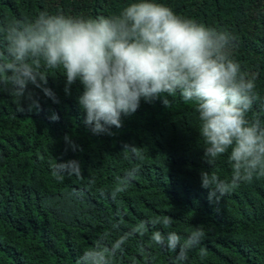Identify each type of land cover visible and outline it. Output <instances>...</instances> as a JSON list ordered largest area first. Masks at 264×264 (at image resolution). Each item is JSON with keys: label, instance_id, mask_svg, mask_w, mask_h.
<instances>
[{"label": "trees", "instance_id": "trees-1", "mask_svg": "<svg viewBox=\"0 0 264 264\" xmlns=\"http://www.w3.org/2000/svg\"><path fill=\"white\" fill-rule=\"evenodd\" d=\"M135 2L0 0V30L41 12L76 19L115 16ZM152 2L230 35L229 57L255 83L246 119L264 127V0ZM5 52L0 31V53ZM47 72L50 96L30 84L31 96L20 99L7 90L10 85L0 84V264H78L98 244L109 250V264H264V176L239 183L219 201L209 199L201 172L230 181L231 149L213 166L207 163L194 102H184L179 93L142 98L134 113L122 114L120 127L105 125L95 133L78 101L81 82L66 92L63 69ZM125 145L137 147L141 158ZM72 161L79 174H53L57 163ZM133 168L139 169L135 178L113 199L117 178ZM197 227L205 235L183 261L176 259L179 247L172 252L152 239L157 231L165 237L175 232L183 243Z\"/></svg>", "mask_w": 264, "mask_h": 264}, {"label": "clouds", "instance_id": "clouds-1", "mask_svg": "<svg viewBox=\"0 0 264 264\" xmlns=\"http://www.w3.org/2000/svg\"><path fill=\"white\" fill-rule=\"evenodd\" d=\"M0 31L6 43V52L0 53V84L10 85L11 95L30 97L31 84L50 96L51 90L44 87L47 70L62 68L66 92L77 80L84 86L78 101L86 113L85 122L100 133L105 125L120 127L122 114L134 113L142 98L149 101L160 94L179 93L184 102L195 103L207 163L213 166L231 149L230 181L201 172V186L209 189V199L219 201L239 183L264 176V127L258 120L246 119L256 98L255 83L229 57V34L182 19L152 0H139L119 15L95 19L41 12L31 20L6 22ZM124 149L141 158L137 147L125 145ZM138 171L133 168L117 178L113 199L127 189ZM80 172L78 162L72 161L57 163L53 174L63 179L64 174ZM170 222L171 218L163 220L165 225ZM204 235L197 227L183 243L175 232L165 237L157 231L152 239L172 252L179 247L176 259L183 261ZM122 242L123 238L114 248ZM97 249L86 251L80 261L109 264V250L99 244ZM199 254L203 258L206 250L200 247Z\"/></svg>", "mask_w": 264, "mask_h": 264}]
</instances>
